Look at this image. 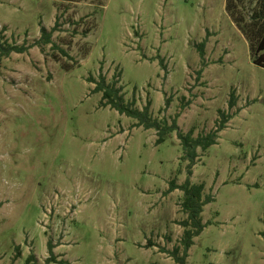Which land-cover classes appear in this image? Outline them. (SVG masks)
<instances>
[{"label": "rangeland", "instance_id": "1", "mask_svg": "<svg viewBox=\"0 0 264 264\" xmlns=\"http://www.w3.org/2000/svg\"><path fill=\"white\" fill-rule=\"evenodd\" d=\"M225 3L0 0L1 41L29 46L55 29L51 45L0 62V264H44L48 242L65 264H174L160 248L184 231L183 194L168 192L187 179L180 141L156 145L155 131L100 107L88 83L99 76L182 134L232 115L197 150L190 183L214 201L186 262L264 264V69Z\"/></svg>", "mask_w": 264, "mask_h": 264}, {"label": "trees", "instance_id": "2", "mask_svg": "<svg viewBox=\"0 0 264 264\" xmlns=\"http://www.w3.org/2000/svg\"><path fill=\"white\" fill-rule=\"evenodd\" d=\"M225 10L231 21L236 25L237 30L247 42L249 55L253 62L252 64L264 69V0H226ZM54 32V28L48 31L46 28L41 27L40 39L29 46L7 44L0 39V62L2 59L10 57L12 53L21 55L31 48L51 45ZM201 48L202 46L199 45L200 55L203 57L204 54ZM53 49L59 50L65 57H68L64 50L56 47H53ZM69 71L70 69L65 72ZM88 83L94 84L95 88L93 92L101 95L100 107H109L120 116L131 118V120L136 121L134 126L136 128L142 127L144 130L155 131L157 136L156 145L164 143L168 135L176 133L181 145V161L187 162V179L182 185H177L174 180H171L169 182L168 192L172 193L175 190H179L183 194L181 208L183 213H185L186 220L180 223V227L184 231L182 232L179 246L173 248L171 251H165L162 248L160 250H162V253H167L174 261V264H187L188 251L194 246L195 238H198L205 228L211 225V222L203 223L202 221L201 215H203L204 207L214 201L211 195H205L204 184L190 183L193 167L199 160L197 150L205 152L210 147L217 145L218 134L226 129V125L231 120L232 115L220 112V119L214 130L207 134H198L196 137H193L192 131H189L187 134H182L179 131L176 120H173L171 125H168L165 120L159 121L154 119L150 113L151 104L149 102L142 110L135 107L134 101L125 102L122 95V88L117 87L115 81L107 83L103 77L99 76L97 80L90 78ZM233 97L234 95H232L229 103L231 108L234 107ZM165 103L166 107H168L169 101ZM52 244L48 242L46 245L49 257L44 261V264H65L58 260L57 255L53 252L54 246ZM150 247H153V245L150 244ZM25 264H37L35 256L30 255L25 261Z\"/></svg>", "mask_w": 264, "mask_h": 264}]
</instances>
